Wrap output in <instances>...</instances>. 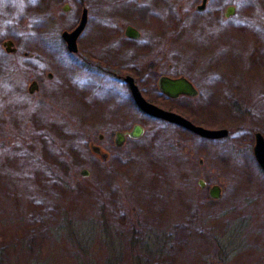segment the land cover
<instances>
[{
    "label": "rangeland",
    "instance_id": "rangeland-1",
    "mask_svg": "<svg viewBox=\"0 0 264 264\" xmlns=\"http://www.w3.org/2000/svg\"><path fill=\"white\" fill-rule=\"evenodd\" d=\"M235 1L238 32L224 38L212 24L223 2L213 0L192 16L209 28L174 39L179 0H0V264H264V172L253 152L264 135V0ZM83 7L89 21L73 54L62 32ZM127 25L143 38L110 49ZM82 51L121 56L120 65L162 55L163 73L188 75L200 94L166 98L161 74L147 73L144 95L229 136L204 139L142 113L123 81L80 67ZM135 123L142 135L116 146L115 133ZM199 179L220 184L222 197Z\"/></svg>",
    "mask_w": 264,
    "mask_h": 264
},
{
    "label": "flooded vegetation",
    "instance_id": "flooded-vegetation-1",
    "mask_svg": "<svg viewBox=\"0 0 264 264\" xmlns=\"http://www.w3.org/2000/svg\"><path fill=\"white\" fill-rule=\"evenodd\" d=\"M179 1H181V2L180 3H176V12H177V14L175 16V24L173 26V38L174 39L175 38L176 39L181 38L183 36V33H188L187 37H192V36L196 37L198 33L205 32L207 30V27L209 28V24L206 23V22H203V21L196 20V19L192 20V16L197 15L199 13L210 11L209 10V6H210V3L213 0H206V2H204V0H198L197 2H193V1L190 2L188 0H186V2H184V0H179ZM222 1L223 2H222L221 8H217V10H216L217 14L219 15V17L215 18V20H214V22L212 24L215 25V26L218 25L220 27L221 35L224 38H226V36H227V34L229 32H231V33L232 32H238L240 30V28L242 27V25L244 24V20L245 19L240 17V7H239L238 3L235 0H228V1L227 0H222ZM84 8L85 7H83V9ZM83 9H82V11H83ZM88 21H89V19H88ZM88 21H87V25H88ZM262 23H264V20H262ZM87 25L84 28V30L82 31V33L79 35V37H78V40H77L78 51L75 52V53L69 51L70 53H73V54H79L80 53L79 42L81 40L79 41V39L84 34V31L86 30ZM128 26H132V25H127L123 30L121 28L118 29V34L114 37V39L112 41H110V43H108V47H110V49L114 47L113 49H114V51H116L117 48L120 49L121 46H122V44L119 43V42H123L125 40H127V41H135V40H140L141 38H143L142 31H140L139 29H137L134 26H132V27H134L139 32V35L137 37H133V36L128 35L127 34ZM191 27H192V29H191ZM257 27H258V24H256V31L258 33V28ZM215 30L218 31L219 29L217 27H215ZM6 40H11V39H5L4 41H6ZM117 41H118V43H116ZM65 44H66V42H65ZM14 45H15V43H14ZM66 47H67V44H66ZM8 53H10V52H8ZM14 53H16V52H13L11 54H14ZM85 54H87V53L85 51H82V55H79L80 67L83 68V70H85L87 72H92V73H95V74H98V75L101 74L102 76H108V77L114 78V79H116L118 81H123L128 86V89L130 91V97H132L135 106L142 113H144L146 115H149V116H151L153 118L162 120L164 122L170 123V124L175 125L177 127L183 128V129L193 133L194 135H196L198 137H201V138H204V139L220 140V139H226L229 136L230 131H229L228 136L223 137V138L212 139V138L203 137V136L195 133L194 131H192V130L184 127V126H180V125H178L176 123H171V122H169L167 120H164L162 118L153 116V115L147 113L146 111L142 110L137 105V103L134 100L133 95H132L131 84L126 80V78L128 76H131L133 78L134 83L138 86L140 92L142 93V95L145 97V99L147 101H149V102H151V103H153V104H155V105H157L160 108H163L165 110L172 111V112H175L177 114H180L183 117L191 120L196 125L203 126L201 124H198V123L194 122L193 119H191L190 117H188L184 113H181L178 110L166 109V108L158 105L157 103H155L153 101H150L144 95V92L142 91V88H141V82H142V80L144 81L145 75L147 73H156L155 75H157V73L161 74L159 76V78H158L157 86H158V90L160 91V93L162 95H164L166 98L173 99V100H178V101H183V100H186V99H191L193 97H197L200 94L199 86L188 75H183V74H180V75H168V74L163 73V70L160 67L161 64H162V59H163L162 55H156L155 56L156 58H150V59L147 58L146 59L147 55L143 56V54H142L138 59H136L135 62L131 63V61L129 60V61H125V63H121V65H120L118 60L121 58V56H117L116 57L114 55H110L109 54V55H107V57H105V56H101L100 54L99 55L98 54H94V52H92V53H89L91 57L86 55V58H85ZM87 56L90 59H87ZM130 64H132V66ZM172 66H173V64L170 65V67H172ZM163 76H166V77H169V78H173V79H178V78L187 79L193 85V87L197 91V94L196 95H190V94H186V93H181V94H179L176 97H171L170 95H168L165 92H163L161 90V88H160L159 80ZM48 77L51 78L52 74L48 73ZM33 81L37 82V84H38V88L37 89H39V82L36 79H33L31 81V83ZM136 124H139V123H135L133 125V128H132L131 131H117L115 133L114 142H115L116 146H119V145H117V133L120 132L122 134V137L119 139V141L122 142V145H120V146H123L124 143H125V140L127 138H134V137H132L130 135V133L134 130V126ZM139 125L142 127L143 132H144V127L141 124H139ZM203 127H205V126H203ZM206 128H209V127H206ZM211 129H220V128H211ZM257 133H261V132H256L255 133V143H256V134ZM103 137H104L103 134L99 135V139H103ZM263 137H264V135H263ZM255 143H254V146H253V152H254ZM92 151L94 153H96V154H100L101 151H102V148L100 146H96V145L94 146L93 145L92 146ZM200 163L201 164L203 163L202 159H200ZM257 163H258V161H257ZM259 166H260V164H259ZM260 168L263 170V168L261 166H260ZM84 170H86V169H83L81 171V175L85 177L88 174L84 175L83 174ZM263 172H264V170H263ZM201 181L204 182V185L201 184ZM198 184H199V186L201 188H208V195H209V197L212 200L216 201V200H219L222 197L223 187L220 184L216 183V184L208 185L207 182L204 179H199L198 180ZM215 185H218L221 188V197L219 199L212 198L211 195H210V190Z\"/></svg>",
    "mask_w": 264,
    "mask_h": 264
},
{
    "label": "water",
    "instance_id": "water-1",
    "mask_svg": "<svg viewBox=\"0 0 264 264\" xmlns=\"http://www.w3.org/2000/svg\"><path fill=\"white\" fill-rule=\"evenodd\" d=\"M206 2V0H204ZM69 9V5L64 6V10L67 11ZM88 21V9L85 7L82 11V15L80 18V21L78 25L72 30L67 31L64 30L62 32V38L67 44V49L70 52H77L78 46H77V40L79 35L82 33L84 28L87 25ZM127 34L133 37H137L139 35V32L132 26H128L127 28ZM4 48L10 52H16L17 48L14 45V42L12 40H6L3 42ZM126 80L131 84V91L134 100L136 101L137 105L147 113L162 118L164 120H167L171 123H176L180 126H184L195 133L206 137V138H223L228 136L229 130L226 128H220V129H211L206 128L200 125L194 124L191 120L183 117L180 114H177L172 111L165 110L163 108H160L159 106L147 101L145 97L140 92L138 86L134 83V80L131 76H128ZM160 88L163 92L170 95L171 97H176L181 93H186L190 95H196L197 91L193 87V85L185 78H178L173 79L166 76H163L159 80ZM38 88V84L36 81H33L29 86V91L31 93L35 92ZM143 132L142 127L139 124H136L134 126V130L130 133V135L134 138H138L141 136ZM122 137V134L120 132L117 133V145H122V142L119 141V139ZM254 155L260 164V166L264 170V137L261 133L256 134V143L254 147ZM84 175H87L88 172L86 170L83 171ZM201 184L204 185V182L201 181ZM210 195L212 198L219 199L221 197V188L218 185H215L210 190ZM222 264V263H218Z\"/></svg>",
    "mask_w": 264,
    "mask_h": 264
},
{
    "label": "trees",
    "instance_id": "trees-1",
    "mask_svg": "<svg viewBox=\"0 0 264 264\" xmlns=\"http://www.w3.org/2000/svg\"><path fill=\"white\" fill-rule=\"evenodd\" d=\"M138 235H137V232H136V227L133 228L131 234H130V237L128 238L127 242H128V248L132 251L133 249H136V246L135 244L138 243ZM82 246H85L82 242H81ZM134 253L132 252L131 256H133ZM114 258V257H113ZM134 258L137 259V260H140V255H134ZM223 258H225V256L223 255V257H220L218 259V262L219 261H222Z\"/></svg>",
    "mask_w": 264,
    "mask_h": 264
}]
</instances>
